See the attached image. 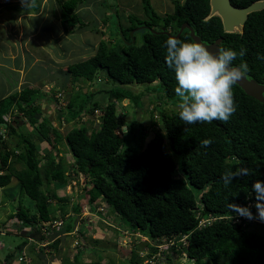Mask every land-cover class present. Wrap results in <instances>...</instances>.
Returning a JSON list of instances; mask_svg holds the SVG:
<instances>
[{"label": "trees", "instance_id": "obj_1", "mask_svg": "<svg viewBox=\"0 0 264 264\" xmlns=\"http://www.w3.org/2000/svg\"><path fill=\"white\" fill-rule=\"evenodd\" d=\"M208 1L171 0L172 10L160 14L153 9L151 0H141L142 16L128 14L127 27L121 23L113 24L118 41L110 42L102 38L93 54L67 64L66 72L73 86L80 85L81 80L90 83L102 69L118 83L157 84L160 101L177 107L170 111L160 110L159 122H153L151 138L143 145L139 142L146 137L145 127L138 135H134L133 125L128 122L123 131L121 127L124 120L116 113L117 101L130 99L136 105L141 93L125 91L120 87L95 88L83 94L82 91H75L69 98L66 97L65 105L59 108L56 118L58 123L77 119L82 124L67 130L65 134L48 117L33 114L42 111L43 102H39L41 99L37 97L46 98L48 92L24 85L0 99V125L7 126L10 138L20 137L16 128L17 120L13 118L18 113L28 117L26 120L29 125L36 127L33 140L20 137L17 141L20 152L15 153L0 140V186L8 184L14 176L19 183L18 193L27 195L34 203L33 214L27 213L28 207L18 205L7 221L24 239L26 235L21 226L11 225V220L17 219L18 223L26 225L34 224L38 220L50 219L55 210L48 201L51 195L41 188L43 180L36 144L38 140L46 143L45 152L48 153V161L43 164L44 174L59 186L67 182L68 176L62 163L51 158V153L55 152L58 145L66 144L73 157V172L84 175L83 179L89 184L86 190L84 187L89 203L102 198L105 207H110L120 219L128 223L126 226L121 225L123 229L128 226L130 230L138 229L157 245L164 237L176 236L167 244L168 249L171 248L164 262L159 256L161 260L157 264H176L173 254H179L182 250L194 264H262L264 235L249 231V226L254 223L246 222L244 226L227 216L224 219L217 216L229 214V202L238 205L249 199L256 200L252 184L256 180L264 181V100H256L235 84L233 94L236 111L228 122L214 120L211 123L185 124L178 115L180 109L174 91L177 86L174 72L164 59L166 41L170 35L162 31L175 35L180 25L187 23L205 43L221 37L220 48H231L238 53L241 49L245 50V55L238 56L234 65L246 63L249 69L246 76L264 82V59L258 58L264 57V7L248 13L241 32H225L218 16L204 19L209 11ZM253 1L230 0V3L244 7ZM83 2L57 0L60 21L66 33L69 32L67 27L72 31L86 26L77 11ZM31 6L34 10L38 9L36 2ZM114 11L117 14V10ZM107 21V18L102 20L105 24ZM132 28L137 29L130 41L129 30ZM177 39L193 42L186 28ZM62 90L58 89L57 93ZM98 92H103L105 97L93 99V94ZM52 94L53 100L57 101L59 97L54 96V92ZM33 100L37 106L30 105ZM94 109L100 112V123L95 120L99 126L89 129L81 119L88 116L86 114L90 111H93L91 117L96 116ZM208 138L212 143L202 147L200 141ZM237 160L240 161L239 166L247 167L252 175L237 178L225 187L221 176L226 168H234ZM15 162L21 163V168L15 169ZM65 197L57 196L55 199L61 208L70 203ZM78 206H73V211H79ZM89 207L94 209V206ZM197 213L201 216L210 215L212 219L198 227ZM65 227L70 229L69 221ZM61 231H38L31 235L30 242L24 240V244H19L11 252L14 254L20 250L19 260L26 253L37 256L41 248L35 246L38 242L46 241L53 249L57 247L58 251ZM183 236L184 241H176ZM27 241L29 244H26ZM140 246L141 250L148 248L144 256L147 258L156 249L148 243ZM81 252L71 260L64 256L63 264H105L99 259L80 261ZM141 260L142 257L135 252L129 258V263L140 264ZM22 263L25 264V260Z\"/></svg>", "mask_w": 264, "mask_h": 264}, {"label": "rangeland", "instance_id": "obj_2", "mask_svg": "<svg viewBox=\"0 0 264 264\" xmlns=\"http://www.w3.org/2000/svg\"><path fill=\"white\" fill-rule=\"evenodd\" d=\"M32 0H29V3L27 4H20L22 3V0H13L11 2V5H8V9L3 10L0 12V57H1V63L2 67L0 66V94L4 93L8 87L12 89L14 85L18 81V73H14L12 71L6 70V66L9 62V47H13L14 50L16 48V51H14L15 55H20V57H16L13 60V63L16 66L20 65V58L22 53V47L20 46L19 42H17L16 36L18 35V32L20 31L21 27L25 28V33L21 34V41L25 40L28 36V33L31 30H34V38H38L40 42L46 47H43L42 51H36L34 50V47L31 48L33 53L27 52L24 54V61L27 62V64L24 65L25 71V79L31 80L34 77H37L39 79L40 86L39 88L41 91L48 92V94L45 98V96H38L37 99L39 102H43L42 111L39 113L40 110L35 111L33 114L36 115H44L49 118V120L57 127L59 128L63 134L66 133L67 130H70L73 127L79 126V121L77 119L66 122L61 121L58 123L57 121V111H59V108L63 107L65 105L66 97L69 98L75 91H82L81 94L84 92L93 91L95 88H110V87H120L122 90L131 91L133 93H141V96L137 97V104L135 105L134 102L130 99H124L122 101L116 102V113L117 115L124 120L123 126L121 127V130L125 131L126 125L128 122L132 123L133 125V134L138 135L142 130H145L147 132L146 137L143 140H140L139 144L143 145L151 138V131L152 124L155 120L159 122L160 117V110L165 109V111H170L172 109H176L177 106H173L172 104H166L162 103L157 95H159V88L157 87V84L154 82L151 84H145V83H128V84H122L118 83L117 80L112 79L108 77L105 74V71L102 69L99 71L97 77L93 79L92 81L80 82V85L78 83V86L75 84L73 86L69 78L70 76L66 72V66L68 63L82 60L91 54L94 53L95 47L100 39H105L111 41H118V37L113 32V24L123 23V20L121 19L122 13L129 14L133 13L137 16H139L140 12H143V8L141 5L140 0H84L82 3V8H80L78 15L83 21L85 22L86 26H82L80 28H74V30L70 31V27H67V32L64 29V26H62L60 21V15H56L55 12L59 13V7L57 0H49V6L50 9L48 14L42 18L38 17L37 15L28 16H22L21 12H24L26 8L30 5V2ZM35 1V0H34ZM182 1V0H180ZM136 3L140 5V11H136L132 8V6H135ZM152 7L157 13H163L166 11H171L172 9V2L171 0H165L164 3L162 0H151ZM111 6V7H110ZM55 7V9H54ZM114 9L117 10V14L115 13ZM142 16V15H141ZM29 18V19H28ZM104 18H107V24L103 23L102 20ZM10 24V25H9ZM9 25V26H8ZM7 26V28H5ZM139 38V37H138ZM136 38L137 42L139 39ZM132 40V39H131ZM130 40V41H131ZM115 43V42H114ZM113 43V44H114ZM39 52H43L44 55L47 57V59H50L47 63L43 61H39V59H35V57H39ZM32 61H34L32 63ZM18 62V65H17ZM51 63V66L49 64ZM38 75V76H36ZM99 78V79H97ZM45 81H50L46 82ZM45 83L46 86H43ZM24 85H30L32 84H23ZM37 88V89H39ZM58 89H63L60 93H57ZM54 96H58L59 99L57 101L53 100V94ZM102 97H105V94L103 92H98L93 94L92 98L101 100ZM30 105L37 106V103L35 100L32 101ZM13 110V109H12ZM89 111V110H88ZM93 111H90L83 117L81 120L85 122L87 125V128L93 129L97 128L99 124L96 125V121H98V118L101 117V115L98 116H92ZM39 113V114H38ZM100 114V112H99ZM14 120H17V131L20 133V137L29 138V140H33L34 131L36 129L35 126L29 125L26 119L28 117H24L21 113H18L17 117ZM12 120L8 119V122ZM62 120V119H61ZM100 121V119H99ZM98 121V122H99ZM15 123L13 122V125ZM160 125V124H159ZM7 130V126H1L0 125V135L4 133ZM5 134V133H4ZM20 137L12 136V139H10L9 142H6V145L9 148H12L15 146L16 148H20V146H17V141L20 139ZM9 138V137H8ZM65 141V140H64ZM39 141L36 140V144H38ZM66 143V141H65ZM39 148V147H38ZM43 153H39V155L42 157ZM53 158L55 161H60L62 163L63 169L65 174H70L71 181L69 182L71 189L70 190H60V187L57 183H55L50 176H47V174L43 173L42 166L40 164V172H41V178L44 182L43 187L41 188L46 190V193H49L51 195V198L54 204L59 205V201L55 200L58 195L63 196V194L67 197L68 202H71L75 204V197H79V200L84 199L83 190H80L81 184L83 183V177H79V183H75L76 180L73 177V170L70 167V164L73 162V157L71 153L68 151L66 144H60L56 148L55 152L52 153ZM51 154V155H52ZM45 157V156H44ZM11 159V156L9 160ZM178 159V157H176ZM15 169L21 168L20 163L14 164ZM85 178V177H84ZM15 181L10 182L8 185V189L3 187H0V198L2 195V199L6 200L4 204V213L3 215L4 221L7 222L8 219H10V215L12 214V210H15L14 207L17 205L28 207L31 212H33L34 209V203L33 201L25 194L18 193V188L15 193H13V201L12 199L7 195L3 194L6 192H12L15 190V186H17V183L14 184ZM67 186V188H70L68 184L62 185V187ZM52 193H55L53 195ZM103 200L99 199L97 201L96 206L103 203ZM6 202H9L10 205L8 207V204ZM3 204V203H2ZM79 209L83 204H85V201H81L79 203ZM70 203L67 204L66 207H63L62 210L65 209H72V206L69 207ZM8 207V208H7ZM55 207V206H54ZM60 208V207H59ZM98 208V207H96ZM8 212V213H7ZM102 218L105 220L104 222L100 221L95 213H91L90 215H85V219L83 221L88 222L84 223L85 226L81 223L79 224V227L81 228L80 235L77 236L79 238V242L83 243V249L80 253V261L87 262L89 260L99 259L102 260L101 255L104 257L106 264H131L129 263V258L139 250L138 247L143 245L142 242L145 241H139L141 237H138L134 232L130 231V228L128 226L129 232H122L120 230H116L113 235L110 237H107L108 235H105L104 239L97 243V241L94 243L92 240L94 238H98L99 229H103L105 227L106 221L110 223H114V225H122L126 226L128 224L125 220L120 219L117 214L113 212V210L110 207H105L104 210H102ZM8 214V216H7ZM56 214V217L61 216L60 211L57 213L56 209L54 210L53 216ZM7 217V218H6ZM14 218V217H11ZM56 220V219H54ZM73 223V222H72ZM19 225L17 219L11 220V225ZM75 224V222H74ZM23 232H25V235L31 234L33 235L36 233L37 230L33 229V226L31 228H24L21 227ZM89 229V231H87ZM249 231L257 232L259 234L264 235V223H254L249 226ZM13 232V233H10ZM87 234V236H86ZM82 237V238H81ZM132 237H134L132 239ZM28 240L29 242L32 240L29 237L22 236L18 231L15 229H12L11 227H7L5 223H0V257L2 261H0V264H21L23 260H25V264H53L54 260H57V264H63L64 256L68 257L70 260L74 257L75 254L78 253V248L76 249V246L74 244L75 236L74 234H70L66 237L64 249L60 253L56 252V249H53L50 247L46 242H38V245L35 246L36 248H41V250L38 249L37 256H29L27 253L25 257L22 260H19V251L17 250L16 253L12 254L11 249L15 245H19L21 243L24 244V240ZM27 241V242H28ZM105 241L108 243L106 244ZM139 241V242H138ZM26 243V244H29ZM14 243H16L14 245ZM3 245V247H2ZM138 245V246H137ZM140 246V247H141ZM146 246V244H145ZM9 248H11L9 250ZM87 248V249H86ZM142 251H139L140 254ZM104 252V254H103ZM29 253V252H28ZM9 254V255H8ZM18 254V257H17ZM34 257V258H33ZM174 261L176 264H194L191 259L180 258L176 255V258H174ZM103 262V261H102ZM23 264V263H22ZM262 264H264V256L262 258Z\"/></svg>", "mask_w": 264, "mask_h": 264}, {"label": "clouds", "instance_id": "obj_3", "mask_svg": "<svg viewBox=\"0 0 264 264\" xmlns=\"http://www.w3.org/2000/svg\"><path fill=\"white\" fill-rule=\"evenodd\" d=\"M22 3H26V0H22ZM114 34L116 35V33ZM119 34H121L120 30H119ZM132 35H130L131 39L133 38ZM244 55H245V50L243 49H241L239 53L231 48H217L216 51L213 52L208 47H206L205 45L199 42H186L172 36H170L167 39L166 55L164 59L167 66L170 69H172L174 72V76L177 84L174 91L179 102L178 107L180 110L178 115L180 120H182L185 124H195L197 122L211 123L214 120H219L223 122L229 121L230 117L236 111L233 86L239 80L244 78V76L249 71L248 65L246 63L241 62L238 66H234L233 62L237 59L238 56L243 57ZM258 58L264 59V57H259V56ZM211 143L212 140L210 138L203 139L202 141H200L202 147H207ZM39 153H43L42 157L39 155L40 163L41 165H43L48 161V156H47L48 153L40 152V150L38 151V154ZM51 158H53V154ZM55 162H59V161H55ZM235 165L236 166H234V168H226L221 176V179L225 187L229 186L230 183L233 180H236L237 178L252 175V173L249 171L247 167L239 166L240 161L238 160L235 161ZM42 171L44 173L43 166H42ZM72 173L74 179L76 180L75 183L77 182L79 183L78 178L84 176L80 174L76 175L74 172ZM67 176H68L67 182L60 184L61 186L60 190L61 191L63 190V192L66 189L67 190L71 189L69 185L70 184L69 182L71 181L70 174H68ZM82 181L83 183L81 184L80 190H83L84 199L79 200V197H75L76 198L74 202L75 204L71 205L72 203L70 202L71 204L69 205V207L72 206V209L62 210L60 205L54 204L57 213L60 211L61 216L56 217V214L54 216L52 215L51 218L48 220H38L37 223L33 222L35 225L32 223H28L26 225L22 222H19V225L24 226V228H31V226H33V229L37 230L36 232L38 231L47 232L50 229H62L61 233H59L60 238L66 235L74 234L75 236L74 244L76 246V249L78 248L77 250L79 253L80 250L83 249L82 248L83 243L81 244L79 242V238H77V236L81 234L80 233L81 228L79 227V224L82 223L85 226L84 223H88L83 221L85 219V215H90L91 213H95L100 221L102 222L105 221L102 218L103 215L102 210H104V201H102L103 203L100 205V207L98 205L96 206L97 201L99 199L101 200L103 199L99 198L95 203L94 202L89 203L87 201L86 192L84 191V187L86 190V188L89 187V184L85 182V179H83ZM65 184H68L70 188H67V186L62 187V185ZM252 190L255 193L256 200L249 199L247 201L256 202L254 205L255 207H250V208L246 207L244 206L246 203H240L237 205L229 202L228 203L229 214L228 215L219 214L217 217H219V219H224L227 216L229 217L230 220L233 219V222L241 223L244 226L246 225L245 224L246 222H250L251 224L264 223V181H260V180L254 181L252 184ZM44 191L46 190L44 189ZM63 196L65 195L63 194ZM65 198L67 199V197ZM48 201L51 202L52 204L54 202L51 201V197L48 198ZM81 201H85V204L81 206L79 211L77 212L73 211V206L80 205L79 203ZM90 205L94 206V209H91L89 207ZM16 207H18V205ZM16 207H14L15 210ZM15 210H12V212H15ZM34 212L35 210L31 212L29 209L27 213L33 214ZM196 217H198V223H197L198 227L205 225L212 219V216L210 215L201 216L198 215V213L196 214ZM53 221H61V224L56 227H51L50 224ZM67 221H69V225H70L69 230L66 229L65 227V223ZM104 224L105 227L103 229H99V231L102 232L104 236L108 235L107 237L110 238L111 235H113L114 232H116V230H120L126 233L129 232L127 227L123 229L121 225L120 226L114 225V223H110L107 221ZM135 230H136L135 234L138 237H141L139 241H145L142 243H148L149 245L154 246L156 248L155 251L151 253V256L147 258L144 256L149 251L148 248H143L142 250L144 251L141 252L140 254L139 251L142 250L141 249L139 250L138 247L137 250H139L138 251L139 256L142 257L140 264L160 263L161 259L159 258V256L163 259L164 262L165 256L168 250L171 248L169 247L168 249L167 245L165 244V240L169 238L175 239L176 236L172 235L170 237H164L162 241L159 242V245H157L156 242L150 240V238L141 234L138 229ZM135 230L133 229L130 231L134 232ZM87 231H89V229ZM27 237L32 239L31 234H28ZM184 237L185 236L178 238L176 239V241L177 242L184 241ZM133 238L134 237H132V239ZM92 241H99V239L94 238ZM176 255L184 259H186L187 257L184 250L180 251L179 254L178 253L173 254V257L176 258Z\"/></svg>", "mask_w": 264, "mask_h": 264}, {"label": "crops", "instance_id": "obj_4", "mask_svg": "<svg viewBox=\"0 0 264 264\" xmlns=\"http://www.w3.org/2000/svg\"><path fill=\"white\" fill-rule=\"evenodd\" d=\"M13 0H0V12H2L3 10H7L8 9V5H11V2H12ZM52 2H53V0H51ZM141 1V0H140ZM164 1L165 0H162V2L164 3ZM37 3V7H38V9L37 10H34L33 8H32V4L33 3ZM27 3H29V0H26V3L25 4H27ZM49 0H32L31 2H30V5L28 6V8H26V10L24 11V12H21V13H19V14H21L22 16H25V17H28V16H33L34 17V15H37L38 17H41L42 16V18L44 17V16H46L47 14H48V12H49V10L48 9H50V6H49ZM20 4H24V3H20ZM83 5V4H82ZM80 8H82V6H80ZM132 8L134 9V10H136V11H140V5L138 4V3H136V5L135 6H132ZM54 9H55V7H54ZM79 10L80 9H77V11L79 12ZM57 13V14H56ZM164 13V12H163ZM30 14V15H29ZM55 14L56 15H59V13L58 12H55ZM130 14V13H129ZM131 14H133V13H131ZM127 15L128 14H126V16H125V14L124 13H122V16H121V19L123 20V23L121 22V25L124 27V26H128L129 25V21L127 20ZM135 15V14H134ZM142 15V12H140L139 13V16H141ZM137 16V15H136ZM29 19V18H28ZM10 25V24H9ZM8 25V26H9ZM5 28H7V26L5 27ZM25 28L26 27H21L20 26V31L18 32V35L16 36V38H17V42H19V44H20V46L22 47V53H21V58H20V65L19 66H16L14 63H13V60L16 58V57H20V55H15V53H14V51H16V48H15V50H14V48L13 47H9V57H8V59H9V62H8V65L6 66V70H8V71H12V72H14V73H18V81H17V83L14 85V87H12V89L10 88V87H8L7 88V90L4 92V93H1L0 94V99L1 98H3V97H5V96H7L8 94H10V93H12V92H16V91H18L21 87H23V84H26V83H28V84H32V86H34V87H36V88H39V86H40V83H39V79H37V77H34V78H32L31 80H27V79H25V69H24V65L25 64H27V62H25L24 61V54H26L27 52H31V54L33 53V51L31 50V48H33L34 47V50L36 51V49H37V51H42L43 49V47H45L41 42H40V40L36 37V38H34L33 36H34V34L32 35V33H34L35 31L34 30H31L29 33H28V36L26 37V39L25 40H23V41H21L22 39H21V34H23V33H25ZM46 48V47H45ZM44 51V50H43ZM38 55L40 56V58L38 57H35V59H34V61L36 60V59H39V61H43V62H45V63H47L48 64V62L47 61H49L50 59H47V57L44 55V53L43 52H39L38 53ZM0 60H1V57H0ZM34 61H32V63L34 62ZM49 64H50V66H51V63L49 62ZM17 65H18V62H17ZM0 66L2 67V63H1V61H0ZM67 67V66H66ZM36 76H38V75H36ZM46 82H49L50 83V81H45V83ZM45 83H44V85L43 86H46L45 85ZM10 139H12V138H10V135H9V138H7L6 140H4V143L6 144V142H9L10 141ZM37 147H41V148H38L39 150H40V152H45L46 151V143L45 142H40L39 141V143L37 144ZM13 148V147H12ZM14 148H16V147H14ZM38 150V151H39ZM0 164H1V162H0ZM21 164V163H20ZM13 181H15L14 182V184L15 183H17V186H15V190L14 191H12V192H6V193H3V194H7L11 199L13 198V193H15L16 192V190H17V188H18V190H19V183L17 182V179L14 177V176H12L11 177V180H10V182H13ZM10 182L8 183V184H6V185H4V186H0L1 188H3V187H5V188H7L8 187V185L10 184ZM8 189V188H7ZM4 195H2L1 196V198H0V223H4L5 221H4V216L3 215H1V214H3L4 213V204H5V199L3 200L2 199V197H3ZM11 201H13V199L11 200ZM3 203V204H2ZM6 204H8V207H10V204H9V202H6ZM7 207V208H8ZM8 213V212H7ZM7 216H8V214H7ZM7 218V217H6ZM8 220H10V219H8ZM7 220V221H8ZM6 226H8L7 224H5ZM11 227V226H10ZM9 227V228H10ZM21 227H24V226H21ZM12 228V227H11ZM10 233H13V232H10ZM25 233V232H24ZM28 235V234H27ZM26 235V236H27ZM68 235H66V236H63V237H61V239H60V241L58 242V249L60 250V251H63V249H64V244H65V239H66V237H67ZM104 235L102 234V232H99V234H98V239H99V241H97V243L99 244V242L100 241H102V239H104ZM94 243L96 242V241H93ZM1 243V242H0ZM105 243L106 244H108L106 241H105ZM2 244V243H1ZM16 243H14V245H15ZM2 247H3V245H2ZM16 246H14L13 247V249L15 248ZM11 248H9V250H10ZM12 250V249H11ZM56 252H58V253H60L59 251H56ZM103 254H104V252H103ZM105 255H104V257L101 255V257L100 258H102V261L104 262V263H106V259H105ZM0 261H2V259H1V257H0ZM54 263L53 264H57L56 262H57V260H54L53 261Z\"/></svg>", "mask_w": 264, "mask_h": 264}, {"label": "water", "instance_id": "obj_5", "mask_svg": "<svg viewBox=\"0 0 264 264\" xmlns=\"http://www.w3.org/2000/svg\"><path fill=\"white\" fill-rule=\"evenodd\" d=\"M214 2H217V10L212 7V3ZM208 3L209 11L204 19L206 20L211 16H218L220 18L222 28L225 32H241L248 13L260 10L264 7V0L253 1L252 3L244 7L234 6L230 3V0H209ZM184 28L189 30V34L193 42H199L208 47L213 52H215L217 48H220L219 44L222 40L221 37L216 38L212 42L205 43L187 23H182L175 35H171L166 30H163L162 32L177 38ZM136 29L137 28L130 30L129 34L132 35L133 31H135ZM151 31L155 30L151 29ZM236 84L243 90L244 93L255 98L256 100L262 101L264 99L263 82H258L255 79L247 77L245 75L244 78L239 80Z\"/></svg>", "mask_w": 264, "mask_h": 264}, {"label": "bare ground", "instance_id": "obj_6", "mask_svg": "<svg viewBox=\"0 0 264 264\" xmlns=\"http://www.w3.org/2000/svg\"><path fill=\"white\" fill-rule=\"evenodd\" d=\"M256 1V0H255ZM212 7L213 8H215L216 10H217V2H214V3H212ZM119 25V24H118ZM257 81V80H256ZM264 83V82H263ZM264 100V99H263ZM262 100V101H263ZM5 133V134H4ZM4 133H2V135H0V140L1 141H3L4 142V140H6L8 137H9V134H8V130H6ZM8 147V146H7ZM15 146H13V148H9L10 150H13L15 153H17V152H20V148H14ZM38 148V147H37ZM1 165V164H0ZM0 173H2V169L0 168ZM214 220V219H213ZM5 224H7L8 226L7 227H10V225L7 223V222H4ZM13 229V228H12ZM16 231H18V230H16ZM18 233H20L19 231H18ZM21 234V233H20ZM22 235V234H21ZM172 242V238H169V239H166L165 240V244L167 245V244H169V243H171ZM20 245H22V244H20ZM15 246H18V245H15ZM59 252H61L60 250H58Z\"/></svg>", "mask_w": 264, "mask_h": 264}, {"label": "built area", "instance_id": "obj_7", "mask_svg": "<svg viewBox=\"0 0 264 264\" xmlns=\"http://www.w3.org/2000/svg\"><path fill=\"white\" fill-rule=\"evenodd\" d=\"M94 113H95V115L96 116H98L99 115V110L98 109H94ZM255 203L256 202H254V201H247L246 202V204L244 205V206H246V207H255L254 205H255ZM82 212H83V209H82ZM61 224V221H53L51 224H50V226L51 227H56V226H59Z\"/></svg>", "mask_w": 264, "mask_h": 264}, {"label": "flooded vegetation", "instance_id": "obj_8", "mask_svg": "<svg viewBox=\"0 0 264 264\" xmlns=\"http://www.w3.org/2000/svg\"><path fill=\"white\" fill-rule=\"evenodd\" d=\"M134 29V28H133Z\"/></svg>", "mask_w": 264, "mask_h": 264}]
</instances>
